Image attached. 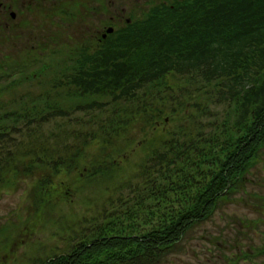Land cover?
<instances>
[{
	"label": "trees",
	"instance_id": "1",
	"mask_svg": "<svg viewBox=\"0 0 264 264\" xmlns=\"http://www.w3.org/2000/svg\"><path fill=\"white\" fill-rule=\"evenodd\" d=\"M150 3L142 16L134 12L127 22L110 20L113 33L67 52L63 67L44 64L45 72L27 76L0 63V94H10L25 82L42 86L40 92L14 101L13 109L0 110V191L19 185L21 178L32 179L34 220L46 215L45 208H54L55 194L58 199L66 194L71 203L74 183L80 191L95 183L104 192L115 190L125 179L112 178L121 174V162L130 155L112 158L110 148L120 152L134 130L144 131L142 125L152 132L137 145L144 159L129 194H120L109 208L89 217V228L68 235L63 253L27 264H166L190 231L210 221L244 187L260 159L264 0ZM64 39L73 40L65 35L58 42ZM0 44L9 49L7 37ZM19 65L14 69L24 67ZM170 77L204 83L211 104L227 109L219 115L197 100L193 109L210 113L212 120L194 117L184 127V119L177 131L160 127L167 125V99L182 91L168 82ZM165 90L170 93L162 95ZM176 107L187 114L191 106L179 102ZM78 112L97 113L84 131L45 130L57 120L73 124ZM94 143L105 154L90 159ZM24 222L25 228L31 226L29 219ZM1 227L0 264H13L9 254L23 243L22 236L15 238L19 226L7 222Z\"/></svg>",
	"mask_w": 264,
	"mask_h": 264
},
{
	"label": "rangeland",
	"instance_id": "2",
	"mask_svg": "<svg viewBox=\"0 0 264 264\" xmlns=\"http://www.w3.org/2000/svg\"><path fill=\"white\" fill-rule=\"evenodd\" d=\"M120 1L124 3L112 0V8L108 9L112 13L111 15H96V19L88 20V24L85 26L78 27L64 21L59 24L61 25L60 27H49L47 47L42 52L38 48L27 52H11L7 50L6 46H0V63H6L10 69H13L11 70L12 72L25 71L27 76L42 71L45 72L44 64L52 65L53 67L61 64V67H63L66 64L65 57L67 52L69 53L71 50L73 52L78 51L89 44L94 45V38L100 36L105 28L108 27L110 21L107 20L108 18L118 13L121 21L124 22L129 18L130 8L134 6L135 1L139 5H143L146 2L145 0ZM160 1L154 0V4L160 3ZM117 21L115 20V23ZM65 35L73 40L64 39L63 42H58ZM6 51L9 60L7 55H2ZM21 63L24 64V67L14 69L21 67L19 65ZM1 74L2 77L8 75L5 72V68H3ZM168 82L182 91L177 92L173 99H170V96V100L167 99L168 101L165 104L167 125L161 124L160 127L177 131L180 129V125L184 123V119L186 122L183 124L184 127L187 124L190 126L191 118L194 119V117L200 119L202 116V121L204 122L212 120L210 113L204 110L197 113L193 109V104L197 100L202 101L207 108L217 112L219 115L223 114L225 109H227L223 105L218 107L211 104L210 95L209 93L207 94L209 89L205 87L204 83L201 84L199 81L180 77H170ZM44 87L46 90L49 88L47 85ZM41 88L39 81L34 83L25 82L10 94L9 92L1 93L0 110L4 112L6 108L13 109L14 105H16L13 103L14 101L25 97L28 92L38 93ZM165 92L166 90L161 94L165 95ZM166 93L169 94L170 91ZM179 102H184L191 106L188 108L187 114H185L184 109L176 107ZM173 108L177 109V111L171 113ZM177 113H179V116ZM95 115L97 113L86 114L78 112L72 116L73 124L72 122L57 120L45 126V130L59 132L62 127H65L70 131V129L76 127L80 131H84L91 117L93 118ZM99 116L102 118L104 114ZM220 117L223 118L225 115ZM92 126L88 129H91ZM142 126H144L143 130L145 132L134 130L131 133L133 137L119 147L120 152L110 148V151L113 152L110 155L112 158H119V155H130L128 161L121 162L123 170L121 174L119 172L112 178L120 176L117 179L118 181L125 179L120 184L121 186L119 185L122 187L120 191L118 186L115 190L114 187H109L112 190L104 192L102 187L96 183L84 187L80 191L78 190L80 185L78 184L77 187V183H74L73 188H76V191L71 192L74 194V197L71 198L72 202L69 203V199L66 201V194H64L65 198L60 197L59 199L55 194L56 205L53 209L45 208L46 215H41L39 219L37 218L38 221L33 219L35 209L32 207V190L34 189L32 179L21 178L19 185L0 191V228H2V224L7 222L12 225L18 224L19 227L15 229V238L20 239L22 236L23 241L22 245L16 247L15 252L13 250L9 254L13 264H27L63 253L68 245V242H66L68 235L70 236L89 228V217L98 216L104 209L109 208L120 194H129L130 182L136 183L138 181L139 170L141 169L140 164L144 159V152L137 145L145 138L146 134L152 133L147 127L148 125ZM103 149L97 143L92 144L91 148H89V158L92 159L94 156L104 155ZM73 178V181L76 182L77 177ZM246 179L247 182L244 183V187L238 193L229 197L228 201L221 204L210 221L201 224L188 233L182 249L170 256L166 264H264V148L260 159L256 165L250 168ZM111 180L105 182H110ZM117 180L115 181L116 184ZM111 198L112 201H109ZM30 215H32L31 218ZM43 217H47V219L44 222H40ZM27 219L31 223L29 228H25L26 223L24 221ZM24 230L26 233H23Z\"/></svg>",
	"mask_w": 264,
	"mask_h": 264
},
{
	"label": "flooded vegetation",
	"instance_id": "3",
	"mask_svg": "<svg viewBox=\"0 0 264 264\" xmlns=\"http://www.w3.org/2000/svg\"><path fill=\"white\" fill-rule=\"evenodd\" d=\"M145 1L143 5L135 1L130 8L129 18L124 22L129 21L134 12L142 16V8L148 10L152 6L150 1L154 2ZM117 2L124 3L120 0ZM112 3V0H0V42L7 37V49L11 52H27L37 48L42 52L47 47L49 27H60L59 24L64 21L79 26L78 20H95L96 15H111L108 9L112 8ZM107 20L113 24H116L115 20L121 22L118 13ZM109 27L114 26L109 24L97 36L99 41V37L107 38Z\"/></svg>",
	"mask_w": 264,
	"mask_h": 264
},
{
	"label": "water",
	"instance_id": "4",
	"mask_svg": "<svg viewBox=\"0 0 264 264\" xmlns=\"http://www.w3.org/2000/svg\"><path fill=\"white\" fill-rule=\"evenodd\" d=\"M113 32V28H109L108 33H112Z\"/></svg>",
	"mask_w": 264,
	"mask_h": 264
}]
</instances>
